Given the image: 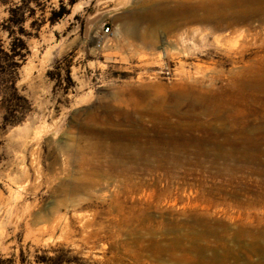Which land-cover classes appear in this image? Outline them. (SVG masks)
Here are the masks:
<instances>
[{"label": "rangeland", "instance_id": "374dc122", "mask_svg": "<svg viewBox=\"0 0 264 264\" xmlns=\"http://www.w3.org/2000/svg\"><path fill=\"white\" fill-rule=\"evenodd\" d=\"M0 38V264H264V0H0Z\"/></svg>", "mask_w": 264, "mask_h": 264}, {"label": "trees", "instance_id": "16d2710c", "mask_svg": "<svg viewBox=\"0 0 264 264\" xmlns=\"http://www.w3.org/2000/svg\"><path fill=\"white\" fill-rule=\"evenodd\" d=\"M14 11H15V9H12V12H14ZM63 12H65V5L62 3L61 4V8H60V10L58 12V15H62ZM9 20L13 21L12 16L9 17ZM0 52H3L1 38H0ZM10 112H11V110H10ZM8 118H9V115L6 114L5 115V119H8Z\"/></svg>", "mask_w": 264, "mask_h": 264}, {"label": "bare ground", "instance_id": "6f19581e", "mask_svg": "<svg viewBox=\"0 0 264 264\" xmlns=\"http://www.w3.org/2000/svg\"><path fill=\"white\" fill-rule=\"evenodd\" d=\"M128 25H129V24H128ZM132 26H133V25L131 24V25H129V26H127V27H125V28H126V31H127V33H132V31H133V30H132V29H133V28H132ZM246 31H247V30H246ZM139 32H140V31H139ZM146 36H147V35H146ZM145 39H146V38H145Z\"/></svg>", "mask_w": 264, "mask_h": 264}, {"label": "built area", "instance_id": "2783aa9c", "mask_svg": "<svg viewBox=\"0 0 264 264\" xmlns=\"http://www.w3.org/2000/svg\"><path fill=\"white\" fill-rule=\"evenodd\" d=\"M109 31H110V26L109 25L103 28V33L104 34L108 33Z\"/></svg>", "mask_w": 264, "mask_h": 264}]
</instances>
